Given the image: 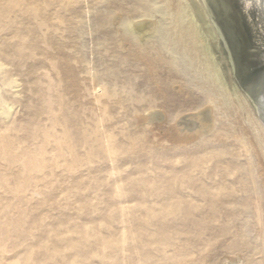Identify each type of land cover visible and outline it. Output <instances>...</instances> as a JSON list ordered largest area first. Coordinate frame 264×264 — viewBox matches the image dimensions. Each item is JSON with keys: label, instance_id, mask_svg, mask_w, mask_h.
Instances as JSON below:
<instances>
[{"label": "rangeland", "instance_id": "1", "mask_svg": "<svg viewBox=\"0 0 264 264\" xmlns=\"http://www.w3.org/2000/svg\"><path fill=\"white\" fill-rule=\"evenodd\" d=\"M8 1L0 64L17 88L0 77V264H264V157L246 123L221 107L214 128L183 137L210 106L193 88L201 65L167 39L176 0ZM126 18L157 24L141 35ZM214 20L197 48L249 99L246 33Z\"/></svg>", "mask_w": 264, "mask_h": 264}, {"label": "bare ground", "instance_id": "2", "mask_svg": "<svg viewBox=\"0 0 264 264\" xmlns=\"http://www.w3.org/2000/svg\"><path fill=\"white\" fill-rule=\"evenodd\" d=\"M171 3H173V2H170L169 6H171ZM8 4L10 5L9 8L10 7L11 8H19V6H20L19 3L17 2V0H9ZM172 6H171V8H172ZM175 6L176 7H175L174 11L171 12L172 16L175 18V21H176L175 32L172 33L171 31H168L167 39H168L169 43L171 44L173 50H175L176 53H179V55H181L184 58L185 67L195 68L197 64L201 65L200 67H202V69L200 71V75L198 76V80L194 84L193 88H195L196 90L198 88L201 91L200 93H203L202 94L204 96L203 100L205 101L204 104H207L210 106V107H205L206 110L204 112L197 113L198 110H200V109L202 110L201 106H200V108H198L199 106L195 107L197 105L196 102L188 101V103L191 105L192 109H194V107L197 108V111L194 110V111H196L197 114L193 113L191 115L192 120L190 119V122L192 124H194V128L196 129V130L194 129V131H192V129H191V131L192 132L196 131V135H192V133L190 135L187 133L186 134L183 133L184 134L183 137L187 136V137L191 138L192 136H198V133H201L203 130H205L207 128H214L213 126L216 124L215 121H216L217 117H222L221 107H223V109H222L223 113L225 112L224 113L225 117H223L224 121H228L227 120L228 118L230 120V117H232L231 116L232 113L230 114L229 109H233L235 114L236 115L238 114L239 117L238 116L237 117H238V119L240 118L239 121L246 123V125H247L246 128H248L250 130V132L252 133V136L255 140V143H253L254 141H252V143L254 144V146L257 144L258 149L260 150V152L262 153V155L264 157V0H176ZM169 10H170V8H169ZM214 12L216 13L217 18L221 22H223V23L226 22L228 24L234 23L236 25V27L238 26V28H239V26H241V28L246 33L247 54L245 52H243L246 50L245 48H244L245 50L242 49L243 51L241 53H245L248 56V63H249L248 69L252 68L254 70V73L251 75V78L249 79V84H248L249 88H247V90H248L247 96L250 94L249 95L250 101H249V99H247L248 97L245 98V94L242 91H241L242 93L240 95H238V94H235L237 90L233 93L232 91H229L227 88H225L224 83H222V82H224L223 78L225 76L223 77V75H222V77H221L222 81H221L220 76L222 73H218V72H221V69L220 70L216 69L215 65H217V64H213V61H211L213 59L210 60L206 56L207 54H205L207 46L203 44L202 48H199V49L197 48L196 42L198 39L203 38V37H206L208 39L215 37V34L217 32V31L215 32V30H216V28H218V25L216 26V22L214 20V18H216V16L214 17V15H215V14H213ZM183 17H184V19H186V23H184V21H182ZM148 21H141L140 20V21H137V23L135 22L136 24H134V22L132 20H130L128 18L125 19L127 26H129L130 29H132L136 32L138 31L141 35L145 34V33L146 34L151 33V31L155 29V26L157 23L155 21H152V20L150 22H148ZM217 24H218V22H217ZM228 30H229V28H228ZM220 32H222V31H220ZM237 32H238V29H237ZM217 33H219V31ZM236 34L237 33H235V35ZM132 35L130 33H128L124 37V40L131 41L133 39L131 37ZM217 35L219 36L220 34H217ZM239 37H237V40ZM206 38H205V40H207V43H208L209 41ZM239 41H240V39H239ZM208 44H210V43H208ZM243 44H244V41H243ZM208 50L209 49H207V51ZM241 53H240V55H241ZM144 55L142 57H144ZM137 56H138V54H137ZM200 57H202V60L200 59ZM174 64L175 63L172 62V65H174ZM241 65H243V63H241ZM230 71H228V72H230ZM150 72H152V71L150 70ZM244 73L245 72H243L242 74H244ZM6 74H7V72L3 69V65L0 64V77L2 78V80H1L2 84L5 87H9L10 89L17 88V86H15L13 80L7 79V78L5 79ZM242 74H241V76H242ZM183 75H185V74H183ZM218 75H220V76H218ZM226 76L228 77V75H226ZM232 79H234V78H232ZM240 80H242V79H240ZM236 81H238V80H236ZM177 84H178V82H176V81L173 82V85L175 86V87L173 86V88H175V90L177 89L179 92H182L180 90L182 88H184V91L187 92V89H186L187 87L185 88V87H182L183 85H181V84L177 85ZM227 84H228V82H227ZM241 85L243 86V84H241ZM235 87H236V85L234 86V88ZM234 88H233V90L236 89V88L235 89ZM230 90H232L231 87H230ZM1 91H2V87L0 85V104L4 103L3 102L4 100L1 97ZM238 92H239V90H238ZM183 94H184V92H183ZM242 96H244V98ZM193 100H195V99H193ZM202 105H203V103H202ZM183 106H185V105H183ZM186 106H188V104ZM204 106H206V105H204ZM5 107L8 111V113L4 114V116H6V118H8V115L10 114L12 106L9 104H7V105L5 104ZM187 108H189V106ZM154 114H158V113L154 112ZM200 114H203V116L200 117ZM144 115H146V114H144ZM148 116H149V114H148ZM152 117H155V115H150V119ZM138 118H140V117H138ZM235 118H236V116H235ZM235 118L233 117L234 122L236 120ZM150 119H146V117H145V119H143V121H141V123L143 122L146 125H149L148 123L154 121L153 118H152V121H150ZM181 119H179V120H181ZM233 120L231 119V121H233ZM183 122L186 124L185 125L183 123L184 128H185V126L188 127L189 120L185 121V119H183ZM236 122H238V121H236ZM191 123L189 125H191ZM168 124H169L168 128H170V126L171 127L174 126L172 123V120H170ZM240 124H238V125H240ZM136 125L138 126L139 124H136ZM175 126H176V124H175ZM191 126L193 128V125H191ZM235 126H236V124H235ZM236 128H237L236 132L243 130L242 129L243 126H242V128L239 127V129H238V127H235V129ZM240 128L242 130H240ZM232 130H231V128L229 129L230 132ZM226 131H228V130H226ZM248 131L246 130L247 133H249ZM233 132H235V131H233ZM243 132H245V130ZM168 134H169V131H168ZM180 134H181V132H180ZM243 134L245 135V133H243ZM250 134H248L249 137H250ZM239 136L241 137L243 135H241V133H240ZM239 136H237V137H239ZM183 137H182V139H183ZM244 139H243V141L246 140V139L245 140ZM247 140H248V138H247ZM251 140H253V139H251ZM189 141H186L185 143H187ZM193 141H194V139H193ZM181 142L182 141H180V143ZM189 143H191V141ZM203 147H205V146L203 145L201 150H203ZM208 149H209V146H208ZM192 150H194V149L192 148ZM199 150L200 149H198V151H197V149H196L197 153L201 152V150L200 151ZM255 150L256 149H254V152L256 154L258 151L256 152ZM251 151H253V149ZM248 152H249V149H248ZM193 153L194 152H192L191 155ZM250 156L252 158V155H250ZM260 156H261V154H260ZM260 211H261V209L259 208L258 209V220L260 218V214H259ZM261 225H263V224H261ZM224 261H223V263H225V264H239L240 259L238 258L237 255L233 254L230 257H227Z\"/></svg>", "mask_w": 264, "mask_h": 264}]
</instances>
